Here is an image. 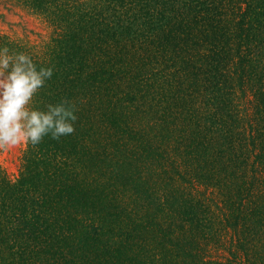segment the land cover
<instances>
[{
    "label": "trees",
    "instance_id": "1",
    "mask_svg": "<svg viewBox=\"0 0 264 264\" xmlns=\"http://www.w3.org/2000/svg\"><path fill=\"white\" fill-rule=\"evenodd\" d=\"M7 1L40 15L52 30L44 57L31 56L38 67L54 70L33 106L46 109L48 104L68 100L77 105L78 120L74 134L59 140L47 136L35 147L28 145L16 181L0 168V264L136 263L134 248L139 240L123 255L122 249L109 244L115 234L107 231L105 224L109 217L121 222L116 227L121 236L130 228L128 221L137 223L136 212L128 205L119 207L112 198L113 190L100 184L98 176L115 184L122 180L116 167L123 160H136L138 152L147 153L144 122L161 127L159 121L163 126L165 114L167 124H193L199 131L195 139L186 138L180 145L188 157L181 159L182 184L222 191L221 181L215 179L224 175L230 184L227 189L237 193L240 205L249 201L255 208L246 222L231 224L229 217L223 216L231 210L228 204L209 200L213 206L220 205L213 216L223 218L207 223L210 245L221 246L226 255L201 264H264V91L260 98H256L258 94L252 97L259 106L238 119H225L217 105L202 103L200 112H188L179 104L177 82L182 74L193 70L191 78L198 79L202 66L208 75L227 63L229 53L219 50L222 45L229 47L232 34L224 19L226 0ZM243 4L246 7L239 18L233 16L239 19L234 31L248 49L253 43L257 60L248 59L238 70L249 84L263 90L264 0H244ZM2 48L23 52L13 40L0 36ZM131 90L142 92L141 128L123 132L128 138L127 150L118 145L122 154L117 149L114 155L108 150L122 135L117 138L116 126L133 127L117 120L114 97ZM99 95L103 101L98 105ZM150 111L155 114L147 122L143 115ZM96 120L101 127L109 126L99 130L94 126ZM131 142L137 143L134 151ZM200 163L206 164L203 169ZM102 164H114V169L107 170ZM101 166L104 175L99 174ZM96 216L104 223L95 221ZM183 223L199 226L193 215ZM132 231L125 237L130 238L136 230ZM187 247H182L179 259L197 264L199 260L186 254ZM152 258L160 262L157 255Z\"/></svg>",
    "mask_w": 264,
    "mask_h": 264
},
{
    "label": "rangeland",
    "instance_id": "2",
    "mask_svg": "<svg viewBox=\"0 0 264 264\" xmlns=\"http://www.w3.org/2000/svg\"><path fill=\"white\" fill-rule=\"evenodd\" d=\"M243 3L244 0L224 1V12L226 13L224 19L227 27L232 32L230 43L228 42L229 47L222 45L219 49H225L226 53H229V58L224 61L227 62L226 65L219 70L215 69L208 75L205 74L206 70L202 66L198 79L193 76L191 78L193 70H189L191 74H182L178 79L177 90L180 95L179 104L182 109H186L188 112L191 110L200 112L202 103L212 106L217 105L221 109L219 113L229 120L238 119V115L241 117L252 113L255 106H259L255 100L253 101L252 97L258 94L256 98H260L264 89L261 90L256 84H249L246 79L242 78V74L238 70V67L242 66L243 62L248 61V59L254 57L257 60V52L253 43L250 42L251 50L248 49L246 47L247 43L239 38L234 31L237 28V26H234L239 22V19L234 20L233 16L236 15V18H239L238 15L242 14L244 7H246ZM242 18L243 16L240 21L243 20ZM231 20L235 23H231ZM51 34L52 30L43 17L12 1L0 0V36L13 40L18 47H21L23 53L33 57H44ZM204 62L207 64L206 59H204ZM210 86L212 89L209 91ZM262 88H264V82ZM140 93L142 92L131 90L125 92L123 97L120 93L114 97L116 109L113 113L116 114L117 120L121 122L125 120L126 124L133 126L125 129H123L124 126H116L117 138L120 134L122 135L119 141L117 139L114 146L112 145L108 150L114 155H117V149L121 154L122 149L127 150L125 144L128 138L123 132H126L127 129L129 131L130 129L141 128L138 127L141 123L140 112L144 111H141L143 109L140 107L142 105ZM190 93L192 96H189ZM102 101V96L99 95L98 105ZM154 114L155 112L150 111L149 114H144L143 117H145V121L150 122L149 118ZM261 115L263 117V114ZM167 116L168 114H165L163 117V126L159 121L161 127L158 128L154 126V122L149 124L144 122L145 126L143 127H146L145 145L149 146L147 153L138 152L136 160H123L120 167H116L117 170L122 172V180L117 181V184H115L112 180V182H109L105 176H98L100 184L105 183L114 191V193L112 191V198L117 200L119 207L123 208L128 205V209H134L137 215V223L128 221L130 228L126 230V233L121 232V236L116 231L118 230L116 227L120 226L117 223L121 222H114L112 218H107L105 224L108 228L106 229L115 234L109 244L116 249H122L121 254L125 255L127 253L126 255H128V251H131L129 249L133 248L132 242L138 239L137 247L134 248L137 250L136 263L130 260L129 264H150L149 261H153L154 264H188L187 261L179 259L182 254V247L185 245H188V253L186 252V254L190 255V259L199 260L197 264L209 263L211 260L215 261L216 258H222L226 255L220 250L221 246L218 249L210 245L212 240H210V232L206 228L207 223L209 225L210 223H218V220L223 221V218L218 215L213 216L212 212L214 209L217 210L220 205L215 204L213 206L209 200L219 201L221 199L228 204V208L231 210L226 211L223 216L229 217L228 223L231 224L243 223L244 220L246 222V216L251 215L255 208L249 201L240 205L237 193L227 189L230 184L224 180V175H219L215 179L221 181L222 191L217 190L216 187L202 188L194 185V188H192L189 185L182 184L180 173L184 164L181 159L188 157L185 150L181 152L180 145L186 138L195 139V135L199 131L195 130L193 124L190 126L169 125L167 124ZM155 118H159L158 115ZM94 126L96 128L100 127L99 130H101L109 125L101 127L102 125L96 120ZM122 144V149H119L118 145ZM136 146V142H131V151H134ZM27 148V144H22L7 150L0 149V168L5 171L12 181L20 178L22 161ZM112 165L114 164H102L103 167H107V170L109 168L114 169ZM205 165L201 164V169ZM102 166L99 167V174L104 175L106 170ZM210 173L207 175L209 176ZM185 181L188 182V179H185ZM218 193L221 195L218 196ZM189 215L190 217L193 215V218L199 220V226L194 225L191 228L188 223H183V219H187ZM216 218L219 219L216 220ZM102 219L100 216L95 217V221H102ZM102 223L104 222L102 221ZM141 223L146 224L140 227ZM133 228L136 230V234H130V238L125 237L133 232ZM250 246L248 248H251ZM196 249H198L197 252ZM139 250L142 251L141 254ZM254 251H259V248H255ZM154 255H157L160 262L154 261V258H152ZM76 264L83 263L76 261ZM111 264L119 263L117 260H113Z\"/></svg>",
    "mask_w": 264,
    "mask_h": 264
},
{
    "label": "clouds",
    "instance_id": "3",
    "mask_svg": "<svg viewBox=\"0 0 264 264\" xmlns=\"http://www.w3.org/2000/svg\"><path fill=\"white\" fill-rule=\"evenodd\" d=\"M54 75L23 52L0 49V149L35 147L47 136L59 140L75 133L78 107L71 101L34 107L35 98Z\"/></svg>",
    "mask_w": 264,
    "mask_h": 264
}]
</instances>
